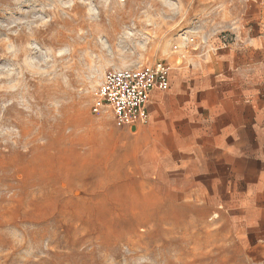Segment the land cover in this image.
Segmentation results:
<instances>
[{"label":"rangeland","instance_id":"obj_1","mask_svg":"<svg viewBox=\"0 0 264 264\" xmlns=\"http://www.w3.org/2000/svg\"><path fill=\"white\" fill-rule=\"evenodd\" d=\"M258 4L0 0V264H246L217 210L176 203V173L91 105L107 70L176 68L185 37L191 66Z\"/></svg>","mask_w":264,"mask_h":264},{"label":"crops","instance_id":"obj_2","mask_svg":"<svg viewBox=\"0 0 264 264\" xmlns=\"http://www.w3.org/2000/svg\"><path fill=\"white\" fill-rule=\"evenodd\" d=\"M189 62L152 92L146 124L121 129L144 163L157 154L160 170L176 173V203L215 208L246 264H264V5L232 44Z\"/></svg>","mask_w":264,"mask_h":264},{"label":"built area","instance_id":"obj_3","mask_svg":"<svg viewBox=\"0 0 264 264\" xmlns=\"http://www.w3.org/2000/svg\"><path fill=\"white\" fill-rule=\"evenodd\" d=\"M193 38L185 37L184 45L173 46L177 54L176 68L185 65L190 57L188 44ZM172 65L165 60L125 69L104 72L95 90L91 112L109 113L117 127H133L148 122V104L154 90L168 88Z\"/></svg>","mask_w":264,"mask_h":264}]
</instances>
